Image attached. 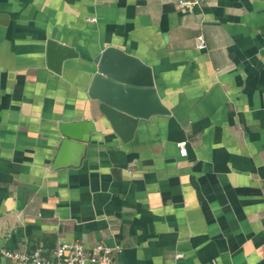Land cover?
I'll use <instances>...</instances> for the list:
<instances>
[{"label": "crops", "instance_id": "obj_1", "mask_svg": "<svg viewBox=\"0 0 264 264\" xmlns=\"http://www.w3.org/2000/svg\"><path fill=\"white\" fill-rule=\"evenodd\" d=\"M178 1L0 0V264L72 242L119 247L114 264H264V0ZM48 40L78 54L58 74ZM109 46L150 67L169 115L126 142L96 126L55 166L59 124L95 121Z\"/></svg>", "mask_w": 264, "mask_h": 264}, {"label": "water", "instance_id": "obj_2", "mask_svg": "<svg viewBox=\"0 0 264 264\" xmlns=\"http://www.w3.org/2000/svg\"><path fill=\"white\" fill-rule=\"evenodd\" d=\"M77 52L54 40L46 44L47 67L60 73L64 61L77 58ZM95 67L88 97L95 121H64L58 126L61 137L55 166L70 147L88 143L91 134L110 128L123 142L133 137L140 119L169 115L154 88L152 71L139 58L115 47H106L92 60ZM97 126V128H96Z\"/></svg>", "mask_w": 264, "mask_h": 264}, {"label": "built area", "instance_id": "obj_3", "mask_svg": "<svg viewBox=\"0 0 264 264\" xmlns=\"http://www.w3.org/2000/svg\"><path fill=\"white\" fill-rule=\"evenodd\" d=\"M202 0H179L177 7L180 10H191L195 6H200ZM195 48L204 50L206 48L203 35L199 34L194 38ZM186 142L178 144L180 153L184 155ZM120 251L119 247H108L103 244H94L87 248L80 242L59 244L52 252V258L43 254V250L38 248L31 252L25 251H2V255L11 264H114V256ZM183 256L176 254L175 259L179 260Z\"/></svg>", "mask_w": 264, "mask_h": 264}]
</instances>
